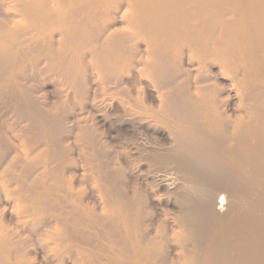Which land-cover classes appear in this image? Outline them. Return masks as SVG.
Instances as JSON below:
<instances>
[{
  "label": "rangeland",
  "instance_id": "rangeland-1",
  "mask_svg": "<svg viewBox=\"0 0 264 264\" xmlns=\"http://www.w3.org/2000/svg\"><path fill=\"white\" fill-rule=\"evenodd\" d=\"M8 3L13 6L4 1L0 21L5 13L21 19ZM117 4L125 2L110 0V30L127 40L117 44L105 71L83 67V53L91 47L81 43L66 55L43 53L41 39L28 48L21 36L13 61L1 54L0 163L17 155L15 176L27 185L37 179L32 193L49 198L0 247L5 264H204L216 231L254 205L238 200L239 186L226 163L236 147L233 133L243 129L236 116L247 121L249 95L232 101L199 96L192 76L191 85L182 84L184 69L199 60L210 74L218 62L196 52L187 63V48L181 55L166 39L158 55L171 56L178 72L152 81L141 71L152 48L130 33L135 27L125 28ZM49 26L40 23L38 29L50 32ZM58 38L55 32V47ZM242 70L237 68L239 77ZM97 73L106 75L100 81ZM222 77L228 84L229 77ZM211 113L220 114L224 125L214 124ZM29 145L40 147L31 152ZM38 154L34 169L27 170ZM220 185L228 186L229 203L214 213L218 204L209 196Z\"/></svg>",
  "mask_w": 264,
  "mask_h": 264
},
{
  "label": "bare ground",
  "instance_id": "bare-ground-1",
  "mask_svg": "<svg viewBox=\"0 0 264 264\" xmlns=\"http://www.w3.org/2000/svg\"><path fill=\"white\" fill-rule=\"evenodd\" d=\"M4 1L0 0L1 8ZM8 1L13 2V6L8 3L9 9L14 8L22 18L17 19L11 13L2 14L0 62L1 54L6 56L5 60L13 61L15 40L24 36L28 48L32 39H41L46 44L43 53L56 51L57 54L66 55L76 43L88 45L91 48L83 53V67L89 64L91 68L105 71V63L108 64L115 53L113 50L118 48L117 44L127 40L118 30H110V0ZM123 1L124 6L117 4L113 8L120 7L125 28L130 25L135 27L130 33L143 37L150 44L152 49L144 56L147 60L141 71L152 81L178 72L177 67L171 65V56L158 55L157 51L162 46L160 43L166 39L181 50L187 48V63L195 61L193 57L196 52L202 54L204 60L218 62V70L209 71L212 76L206 68L202 70L204 65L199 60L196 66L188 64L184 69L186 77L182 84H188L192 76L199 96L216 95L232 101L237 96L249 95L247 99L251 101V107L245 115L247 121L241 115L236 116V123L243 129H236L233 133L236 147L227 152L226 163L235 174L239 186L236 197L240 201L248 199L254 205L244 206L235 218L225 223L224 228L216 231L204 264H264V0ZM40 23L47 27L50 25L51 31L39 30ZM55 32L59 36L57 47L52 40ZM21 48L24 50L27 46L22 45ZM99 49L102 53L98 52ZM138 55L134 53V56ZM159 61L166 64L160 67ZM239 66L243 69L241 77L237 71ZM105 75L97 73L96 79L101 81ZM222 76L229 77L228 84ZM91 77H95L93 71ZM161 96L166 97V93ZM164 105L166 103L160 107ZM212 105V108H218L215 101H212ZM208 116L214 124L224 125L220 114L219 117L213 113ZM28 147H32L31 152H34L33 148L38 149L40 145ZM23 153L27 155V150ZM39 158V154L32 156L25 164L26 169H34ZM19 162L16 155L9 162L0 163V247L18 235L20 228L25 229L32 210L40 204L49 203L48 196L32 193L37 179L27 185L26 180L15 176ZM228 189V186L220 185L210 192L209 201L218 204L217 207L213 205L214 213L228 205ZM0 264H5L1 258Z\"/></svg>",
  "mask_w": 264,
  "mask_h": 264
}]
</instances>
